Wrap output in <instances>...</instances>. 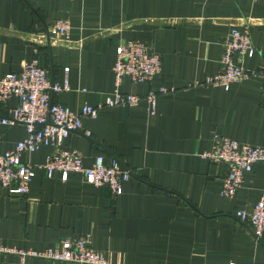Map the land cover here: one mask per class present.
Returning <instances> with one entry per match:
<instances>
[{
    "label": "crops",
    "instance_id": "crops-1",
    "mask_svg": "<svg viewBox=\"0 0 264 264\" xmlns=\"http://www.w3.org/2000/svg\"><path fill=\"white\" fill-rule=\"evenodd\" d=\"M58 19L70 21L68 37L49 34ZM234 27L249 28L256 50L243 65L257 73L228 89L207 84ZM126 40L146 42L162 57L150 82L125 78L121 86L140 96L164 86L155 112L146 99L103 107L65 141L87 166L98 154L118 158L131 172L123 193L79 173L49 178L40 167L27 195L0 182V245L44 250L79 236L108 264H264V244L237 216L263 195L264 162L226 198L227 166L201 156L216 134L264 146V0H0V75L38 58L53 81L68 79L70 89L52 97L73 110L104 104L115 86L116 47ZM16 104L10 99L0 114ZM26 135L21 124H0V155ZM52 151L41 147L21 160L39 166ZM0 264L64 263L0 253Z\"/></svg>",
    "mask_w": 264,
    "mask_h": 264
},
{
    "label": "built area",
    "instance_id": "built-area-1",
    "mask_svg": "<svg viewBox=\"0 0 264 264\" xmlns=\"http://www.w3.org/2000/svg\"><path fill=\"white\" fill-rule=\"evenodd\" d=\"M68 19L54 21L49 34L68 37L71 32ZM221 70L206 79L207 84L228 89L233 82H240L257 73L243 65L246 56L252 57L255 47L248 27H234L228 36L220 42ZM163 69L162 57L154 52L146 42L126 40L116 47V59L113 67L115 86L103 103L84 105L80 110L53 100V94L70 89L67 78L63 82L53 81L48 70L38 58L26 61L18 72L0 75V106L16 98L17 104L7 114H0V124H21L26 129V137L0 155V182L10 193L27 195L36 169L44 168L47 177L56 172L66 181L71 173L82 174L95 186H106L113 195L123 193V185L131 178V172L124 168L120 160L111 157L108 161L102 154L95 156L93 163L85 165L83 156L74 149L67 148L66 139L82 128V119L86 116L97 118L103 107L133 106L146 99L151 112H155L157 97L167 92L164 86L151 88L145 96L127 93L121 90L125 78L134 83H147L160 74ZM264 98V85H263ZM91 136V132H86ZM41 147H51L44 164L35 166L21 160L24 152H35ZM214 163L225 164L228 173L223 179L220 193L226 198L234 197L242 187L246 175L255 165L264 162V146L252 145L216 134L211 150L201 153ZM237 216L247 221L255 237L264 244V190L261 198L249 209L239 210ZM0 253H11L25 258L42 259L64 264H108L105 254L93 249L86 237L70 236L63 238L44 250L18 249L0 245ZM229 264H237L230 261Z\"/></svg>",
    "mask_w": 264,
    "mask_h": 264
}]
</instances>
